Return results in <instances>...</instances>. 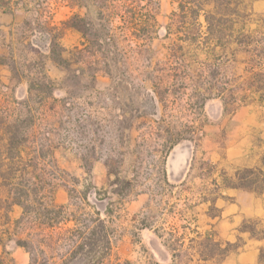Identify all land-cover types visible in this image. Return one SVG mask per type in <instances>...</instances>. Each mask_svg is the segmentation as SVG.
I'll return each instance as SVG.
<instances>
[{
  "label": "rangeland",
  "instance_id": "rangeland-1",
  "mask_svg": "<svg viewBox=\"0 0 264 264\" xmlns=\"http://www.w3.org/2000/svg\"><path fill=\"white\" fill-rule=\"evenodd\" d=\"M246 1L244 30L258 38L264 32V8ZM11 2L25 15L17 27L14 65L28 76L29 84L38 86L24 97L5 90L0 107H5L4 114L11 120L21 101L38 117L28 138L37 137L51 146H47V154L52 152L57 166L65 171L57 172L53 189L66 190L65 214L76 212L82 222L59 224L56 231L62 239L46 249L52 256L48 264H60V255L80 251L84 239L71 236L68 229H81L88 235L90 229L101 228L90 220L96 215L82 214L93 211H99L104 232L113 240L111 249L97 247L108 253L98 264H217V256L211 261L201 259V241L207 233L214 240L226 241L215 225L223 202H235L223 179L247 167L241 164L239 136L256 133L248 124L244 126L245 113L239 110L258 105L248 97L246 88L254 81L251 69L258 68L256 61H249V55L241 50L230 54L233 43L218 61L223 50L214 41H204L202 12L193 22L179 9V0H152L149 6L147 0ZM148 12L155 16L148 22L151 33L136 37L133 31L146 24ZM72 21L80 30L67 25ZM194 35L197 40L190 41L188 37ZM148 36L152 39L145 41ZM51 42L64 49L61 57L70 61L69 66L63 61L58 71L50 69L44 57L49 55ZM202 62L212 70L218 67L214 78L203 73ZM45 68L58 77H47ZM174 74L182 78L175 79ZM151 80L165 99L155 103V108L149 100H154L155 91ZM202 91L212 95L199 109L196 95ZM218 91L228 102L226 109L215 95ZM128 125L132 130L123 138L121 129ZM167 128L182 138L164 159L159 150L168 139ZM242 153L245 156L247 149ZM49 159L45 169L52 171ZM90 163L87 173L84 165ZM118 171L120 176L134 179L129 185L115 183ZM86 185L88 204L81 199ZM0 198V208L5 209L4 195ZM31 226L25 219L15 232L14 225L11 239L35 233ZM0 237L8 242L7 235ZM88 249L87 244L81 251L84 254ZM84 258L80 256L74 264H85Z\"/></svg>",
  "mask_w": 264,
  "mask_h": 264
},
{
  "label": "trees",
  "instance_id": "trees-1",
  "mask_svg": "<svg viewBox=\"0 0 264 264\" xmlns=\"http://www.w3.org/2000/svg\"><path fill=\"white\" fill-rule=\"evenodd\" d=\"M253 1V0H249ZM147 5L152 3V0H147ZM12 5L11 0H0V6H4L6 10H10ZM209 5L210 8L205 9V6ZM248 2L246 0H179L178 7L181 11L187 12L189 18L195 22L199 16H203V20L206 27V35L204 41H214L215 46L222 48V52L217 56L218 61L226 55V50L230 49L232 43L235 45L231 48L230 54L235 55L238 50L244 51L249 55V61H256L258 68L253 71L252 66L251 75L254 81H249L246 85L249 91L248 97L256 103L264 105V32L261 36L256 38L253 36L252 31H245L247 24L246 9ZM188 8V11L185 9ZM149 20H155V16L148 12L144 22L146 24L135 29L133 34L136 37H141L150 34L148 29ZM264 25V17L261 19ZM67 25L74 29L80 30V27L75 22H68ZM239 25V26H237ZM108 32L110 29H107ZM152 39V36L146 37L145 41ZM197 37L194 35L188 37L190 41H195ZM143 45L145 43H142ZM148 49L149 48L148 46ZM64 49L58 46L57 43L51 42L49 46V57L52 61L58 65L63 61H70L61 57V52ZM85 49H83L84 51ZM169 61V59H168ZM203 73L207 71V75L214 78L217 75L216 70H212L210 64L202 62ZM108 66V65H107ZM168 66V64H167ZM219 66V64H218ZM168 68H170L168 66ZM112 70L107 67V75L111 76ZM95 77V76H94ZM175 79L182 78L181 75L174 74ZM201 77V76H200ZM153 83V98H149L152 108H155L157 103H164V95L156 90L154 87L156 82ZM37 84H30L29 89L35 88ZM168 90V87H166ZM166 90V92H167ZM212 95L210 91H202L198 93L197 101L199 109H202L206 100ZM220 97L224 108L228 102L225 101L222 96V91H218L215 94ZM246 97L244 96L243 99ZM18 102V101H17ZM156 103V105H155ZM19 108H16V113L13 119L7 120V116L4 114L6 110L0 107V195H4L5 210H8L13 204H18L22 207V215L15 221V232L19 225L27 219L31 223V228H35L36 232H28V236L25 238H17L15 243L18 246L23 247L29 254L28 264H48L52 256L47 255L46 249L54 242H58L62 239L58 231L59 224L66 223L70 220L74 222V226L80 223V217L76 215V212H68L65 214L66 205L55 204L53 201V195L55 186L54 181L58 179L57 172H65L61 170L53 158L52 152L47 154L49 143L46 144L37 137L34 139L28 138V132L35 124V120L38 117L32 113V109L27 107L24 102L19 101ZM193 107V106H192ZM195 108V107H194ZM121 137H127L132 130V126L122 127ZM168 139L165 143H161V149L164 158L168 151L179 142L182 138L179 132L172 133L170 129H164ZM127 132V133H126ZM153 134V133H152ZM157 137H161L159 132L154 133ZM195 131H191V137H193ZM45 141V140H44ZM51 147V146H50ZM51 149V148H50ZM155 150V148L153 149ZM52 151V150H51ZM147 153H151L148 151ZM52 165V171H47L46 158ZM165 159V158H164ZM262 163L264 164V154L262 156ZM92 164L85 167V171L90 173ZM164 181L168 183L166 176V168L163 169ZM116 177L114 182H123L129 185L133 177L120 176L119 171L115 173ZM223 186L226 188H243L252 190L255 192H261L264 189V171L261 167H243L236 170L233 176L225 177L223 179ZM50 189H49V188ZM54 190V191H53ZM88 190L89 186L86 185L81 191V199L88 204ZM2 198H0V203ZM211 203H215V199L212 198ZM107 215L110 214L109 209L105 211ZM86 215H96L95 219H90L99 223L101 228H94L88 231V235L81 229H68L71 231V236L82 237L84 241L79 245L80 251L77 249L71 250L68 254H62L59 258H63L60 264H74L82 255H85V264H98L103 262V259L108 255L107 251L101 252L97 250V247H103L104 249H111L113 240L109 235V232H104L105 225L104 220L101 219L99 211L83 212ZM82 223V222H81ZM258 220L246 218L243 219L239 231L249 232L251 237L264 238V228H258ZM56 235V236H55ZM241 239L237 237L235 241H220L214 240L210 234H205L202 238V249L200 252L201 259L221 260L230 251L237 249L240 245ZM37 244V245H35ZM89 245L90 249L83 252L84 245ZM39 248V250L37 249ZM43 255L41 258L39 255ZM39 258L42 260L40 261ZM260 261L264 262V247L260 248L259 252ZM0 264L1 261H0Z\"/></svg>",
  "mask_w": 264,
  "mask_h": 264
},
{
  "label": "crops",
  "instance_id": "crops-1",
  "mask_svg": "<svg viewBox=\"0 0 264 264\" xmlns=\"http://www.w3.org/2000/svg\"><path fill=\"white\" fill-rule=\"evenodd\" d=\"M251 3L264 8V0H253ZM20 10L13 4L10 10L0 6V95L9 91L15 96L21 94L19 96L24 97L31 90L29 89L28 76L21 74L14 65L17 27L21 26L25 18ZM23 42L26 43V40ZM44 59H47L50 69L55 68L58 71V64L53 62L49 55ZM45 73L49 78L58 77L46 68ZM262 108L264 109V105L259 103L256 106L239 108L245 113L244 126L248 124V128H254L256 133L254 136L242 133L239 136L238 144L240 145L241 164L263 169L264 164L261 159L264 154V110ZM245 148L248 153L243 156L242 151ZM226 190L228 195L235 197V202L229 205L223 202L220 211L221 218L217 220L215 228L224 240L235 241L237 237L242 240L237 249L230 251L221 260H218L217 264H264L259 259L260 248L264 247V238L251 237L249 232L239 231L242 220L246 218L258 220V228H264V189L261 192L243 188H226ZM53 201L55 204L64 205L67 202L66 190L57 187L54 191ZM21 215L22 207L18 204H13L8 210L0 208V233L7 235L8 242H11L8 247V242L6 243L5 239L0 237V261L2 264H28L29 262L28 252L11 239L12 227Z\"/></svg>",
  "mask_w": 264,
  "mask_h": 264
}]
</instances>
